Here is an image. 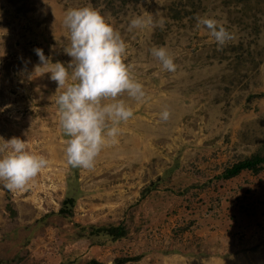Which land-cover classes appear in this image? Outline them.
Segmentation results:
<instances>
[{
	"label": "rangeland",
	"instance_id": "rangeland-1",
	"mask_svg": "<svg viewBox=\"0 0 264 264\" xmlns=\"http://www.w3.org/2000/svg\"><path fill=\"white\" fill-rule=\"evenodd\" d=\"M166 2L141 0L139 9L125 10L120 0H0V145L19 137L48 162L21 189L0 181V264H264V173L221 177L240 153H251L253 141L264 140L254 130L264 131V14L248 17L209 0L205 13L178 11L176 18L161 8ZM84 6L120 33L125 62L146 95L139 102L119 97L132 117L92 168L77 170L66 163L56 83L48 73L29 76L38 63L34 48L53 62L70 61L63 17ZM135 16L152 24L128 30ZM204 16L233 39L218 47L196 24ZM153 46L167 48L176 71L161 69ZM73 171L80 194L66 216L59 208ZM7 192L15 215L5 208ZM120 222L130 231L114 240L104 229Z\"/></svg>",
	"mask_w": 264,
	"mask_h": 264
},
{
	"label": "clouds",
	"instance_id": "clouds-1",
	"mask_svg": "<svg viewBox=\"0 0 264 264\" xmlns=\"http://www.w3.org/2000/svg\"><path fill=\"white\" fill-rule=\"evenodd\" d=\"M157 23L163 25L162 20ZM151 24V18L135 16L129 20L128 30ZM196 24L208 31L218 47L233 39L232 33L214 18L197 17ZM63 25L68 30L64 52L70 61L53 62L42 48H34L38 63L29 79L48 73V79L56 83L59 126L67 137L66 163L72 168L90 169L101 148L115 142L119 124L133 115L131 106L119 97L126 94L139 102L146 94L143 85L133 78L131 65L125 62V41L99 11L88 6L68 8ZM150 55L159 61L162 70L176 71L174 56L165 46H153ZM168 117V110H162L160 118ZM47 163L43 156L28 151L26 140L19 137L3 139L0 145V181L9 190L23 188Z\"/></svg>",
	"mask_w": 264,
	"mask_h": 264
},
{
	"label": "trees",
	"instance_id": "trees-1",
	"mask_svg": "<svg viewBox=\"0 0 264 264\" xmlns=\"http://www.w3.org/2000/svg\"><path fill=\"white\" fill-rule=\"evenodd\" d=\"M100 1V0H99ZM109 0H103L107 4ZM209 0H171L172 3L166 2L163 3L161 8L164 10L168 16H174L176 18H179V15L176 14V12H184L185 15L187 16H194L196 13H205L208 11L207 8V3ZM212 1H218L217 4L223 3L225 6L234 8L238 12L242 14H247L246 16L248 17H253V15L259 16V14H264V0H212ZM140 2L141 0H120V4L123 6L125 10L128 9H139L140 7ZM99 5H102L99 3ZM106 6V5H105ZM121 9V8H120ZM110 10L113 12V9L110 7ZM256 16V17H257ZM261 62H264V54L262 55V58L260 59ZM260 95V94H259ZM260 116H264L263 113H261ZM258 131L260 134H264L263 130L254 129ZM65 138H67L65 136ZM194 143H188V145H191ZM252 146H250L249 150L251 151L250 154H239L238 161L235 163H232L228 167L225 168L223 171L221 177L224 178H230L233 176L238 175L240 172L243 170H250L253 172V174L258 175L259 173H264V140L260 141H253ZM187 144H184L183 148L186 147ZM178 162V160L176 161ZM78 170V168H77ZM77 171H73L67 180V190L68 194L63 198L61 202V206L59 208V213L66 215L68 213H71L72 210L74 209L76 202L78 200V196L80 193L76 192L74 188V181L77 176ZM169 172L165 171L163 173H160L157 176L159 186L161 187V183L164 181L166 182V178H168ZM77 181V180H76ZM9 190V189H8ZM11 191V190H9ZM150 191L149 188H145L143 192V196L147 195L148 192ZM11 193L13 192H7V202L5 204V208L9 210L8 214L15 215L16 210L13 207L12 204V197ZM47 213H44V216H46ZM131 224V223H130ZM130 226L126 224V222H120L117 223L116 225H109L104 229L107 234L111 236L112 239H119L123 238L125 236H128L129 231H130ZM142 256L139 255L138 257ZM137 257L136 255L130 256V258L122 259V262H127L130 259H135ZM117 263L120 262V260L116 261ZM84 264H105L104 262L97 260V259H91L87 261ZM112 264H115L112 263Z\"/></svg>",
	"mask_w": 264,
	"mask_h": 264
},
{
	"label": "crops",
	"instance_id": "crops-1",
	"mask_svg": "<svg viewBox=\"0 0 264 264\" xmlns=\"http://www.w3.org/2000/svg\"><path fill=\"white\" fill-rule=\"evenodd\" d=\"M264 64V63H263Z\"/></svg>",
	"mask_w": 264,
	"mask_h": 264
}]
</instances>
